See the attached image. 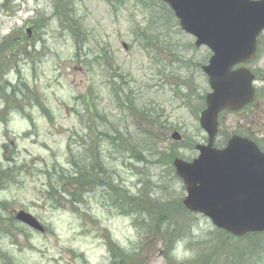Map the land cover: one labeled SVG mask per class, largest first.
Here are the masks:
<instances>
[{"label":"rangeland","instance_id":"obj_1","mask_svg":"<svg viewBox=\"0 0 264 264\" xmlns=\"http://www.w3.org/2000/svg\"><path fill=\"white\" fill-rule=\"evenodd\" d=\"M58 1L0 0V46L15 40L8 55L0 52V171L15 169V181L1 180L0 186V264H112L110 240L132 252L129 264H202L221 241L233 259L223 250L211 264H241L242 258V264H264V233L221 235L207 216L189 210L177 215L181 228L151 226L187 195L174 166L159 162L162 153L171 148L191 161L199 154L195 145L207 142L197 115L210 91L202 69L210 49L195 47L194 36L176 20L165 21L159 8L153 29L150 13L136 0L116 8L105 0H62L79 19L74 29L57 13ZM86 97L102 117L90 114ZM123 98L138 109L130 113ZM90 117L106 133L114 132L111 124L119 128L128 151H118L107 137L98 141L88 128ZM90 136L94 148L100 144L108 175L131 195L149 190L167 213L124 211L102 187L73 202L68 144H76L72 149L82 163ZM223 143L219 134L215 144ZM50 177L63 181L55 200L47 195L56 183ZM20 210L37 218L45 232L17 221L14 211ZM167 228L181 231L172 243L160 236Z\"/></svg>","mask_w":264,"mask_h":264},{"label":"water","instance_id":"obj_2","mask_svg":"<svg viewBox=\"0 0 264 264\" xmlns=\"http://www.w3.org/2000/svg\"><path fill=\"white\" fill-rule=\"evenodd\" d=\"M179 19L182 29L196 37L195 45L212 51L203 66L212 91L200 124L208 134L191 161L177 157L173 164L187 195L183 204L235 236L264 231V153L252 140L234 135L227 146L214 145L219 114L237 111L254 98L253 76L245 69L232 70L255 56L257 37L264 30V0H162ZM31 32V29H29ZM172 138L181 139L179 132ZM16 219L40 232L43 224L20 210Z\"/></svg>","mask_w":264,"mask_h":264},{"label":"trees","instance_id":"obj_3","mask_svg":"<svg viewBox=\"0 0 264 264\" xmlns=\"http://www.w3.org/2000/svg\"><path fill=\"white\" fill-rule=\"evenodd\" d=\"M60 1L56 2L57 3L56 11L63 18L64 24H69V26H71L74 29L73 26L79 23V19L75 15V10L70 4L68 3L64 4L62 0ZM105 1L109 3L111 7L116 8L117 5L118 6L126 5L128 1L130 0H105ZM136 1L138 2L140 6L144 7L148 11V13H150L151 18H152L150 26H152L153 29L157 28L159 25L160 18L157 16V13H156L157 12L156 9L158 8L164 14L163 18L165 19V21H171V19H173V21L176 20L178 23V20L176 19L173 11L170 9V7L166 3L162 2L161 0H136ZM26 34L29 35L28 32ZM144 38H147V36L141 35V39H144ZM12 42H15V40L12 41L10 39H5L0 46V52H5V54L8 55L7 50L12 45ZM116 95H117L116 99L118 100V102H120V100L122 99L121 98L122 93H120L119 89ZM125 100L126 101L123 102L122 104L128 102L127 109L129 110L130 113H133L135 110L138 109V105L133 99L130 100L129 98H127ZM85 102L87 103V105L88 104L90 105V108H88V110L90 109L89 110L90 114H96L97 116H101V113H99V111L97 112L95 108L93 109L91 107L89 97H86ZM183 102H186L185 99H183ZM91 119L92 117H90V120L88 121V128L91 134L92 133L95 134V137L98 141L105 140L104 137H107L112 140L111 143L115 145V148L118 151H124V152L128 151L127 146L126 147L124 146L125 139L122 138L123 133L119 130V128L111 124L114 127L113 128L114 132L106 133V129L101 128L102 126L106 128L104 124L102 125L97 124L94 128L92 126ZM115 133L117 135H114ZM148 134L151 136L153 135L152 131H150ZM92 138L93 136H90L89 141L86 143L87 148L84 145L85 148L83 149V154L86 156L87 159H89L88 162H87V159L85 158L81 163L78 153L77 154L74 153L72 149V147L76 146V144H70V143L68 144V148L72 156L70 163L72 164V168L74 169V171L70 173V176H68L69 181L67 185L69 187V190H70L69 194L72 196L71 199L73 200V202L79 201L80 194L92 192L95 189V187H102V189L105 190V194L110 196L112 202L116 206L123 208L124 211H128L130 213H139L140 211L148 212L150 210L157 209L159 210L160 214L167 213L165 203L160 201V199H158L157 201V198H154V196L151 195L149 190L143 189V190H140V194L131 195L127 189L122 187L120 184L116 183L115 179L112 176L108 175V171L106 167L103 165V162L100 158L101 157L100 152L97 153L98 148L100 147V144L97 143L96 147L94 148L93 145L91 144ZM170 149L162 153L159 159V162L166 161L169 163V165H173V159L176 156H180V155L177 151H170ZM136 150L137 149L135 148V151ZM53 170L55 171V173L59 172L57 171V166H53ZM49 179L52 180L54 178L50 177ZM1 180L8 181V182H11L13 180L15 181V169L12 167H9L5 169L4 171H0V186H1V183H3L1 182ZM55 181H56L55 184H52V185L49 184L50 189L47 191L48 193L47 195H49L51 198L53 197L54 200H55V197L53 193L55 192V189L58 187H61V189H63L62 177L56 179ZM137 198H141V200L137 201ZM181 211L188 212V210L185 208L182 202H178L175 204V208H172L166 214L165 217L159 216L156 223L154 222L153 224H151V226L159 230L161 225L165 226L166 222H168L169 224H175V226H180L181 228L182 222L181 221L179 222L178 221L179 218L177 217V215L180 214ZM147 229L150 230V227H148ZM216 229H217V232H219L221 235L227 234V236L229 237H235L224 230H221L218 228ZM261 233H264V232H261ZM261 233L255 232V233H249V234L250 235L251 234L260 235ZM160 234H161L160 236H162L164 239H167L168 241H171L172 243V239H176L178 236H180L181 231L177 230V228H174V229L167 228L166 230H162ZM247 235L245 237H248ZM216 246L218 247H216L214 252L211 253V255L207 257V260H203L205 262L202 264H211L212 259L218 256L217 252H220L219 254L221 256L219 258H221L224 255L222 253L223 250H226V254H225L226 258L230 257L231 259H233V257L228 256L227 253L230 251L229 246L224 241L217 243ZM255 249H257V247L256 246L254 247L252 245V250L255 251ZM109 250L111 251V254L113 257L112 264H125V263L129 264V262H133L134 260L131 254L132 252L123 251L119 247V245H117L112 240L109 241ZM239 252L240 251L238 249V253L237 251H235L234 254H237L238 256ZM243 253H244V250L242 249V246H241V256L243 255ZM230 261L234 262L233 260H230ZM242 263H243V258L241 259V264Z\"/></svg>","mask_w":264,"mask_h":264},{"label":"flooded vegetation","instance_id":"obj_4","mask_svg":"<svg viewBox=\"0 0 264 264\" xmlns=\"http://www.w3.org/2000/svg\"><path fill=\"white\" fill-rule=\"evenodd\" d=\"M257 41L255 56L232 67V70H248L253 76L251 86L254 98L237 111L225 108L220 112L218 135L225 136V143L220 147H225L230 138L237 135L252 140L264 152V30L257 37ZM4 148L7 154L8 147L4 145Z\"/></svg>","mask_w":264,"mask_h":264}]
</instances>
